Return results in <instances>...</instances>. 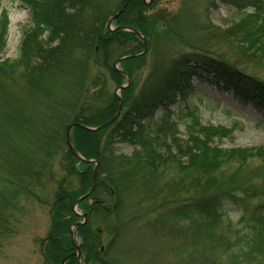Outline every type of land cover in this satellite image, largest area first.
I'll return each mask as SVG.
<instances>
[{
    "label": "rangeland",
    "instance_id": "rangeland-1",
    "mask_svg": "<svg viewBox=\"0 0 264 264\" xmlns=\"http://www.w3.org/2000/svg\"><path fill=\"white\" fill-rule=\"evenodd\" d=\"M124 1L0 0V30H4L3 35L0 33V175H4L2 173L7 170L3 158L6 162L13 158L14 164L17 165L16 161H21V159L17 158L13 151L24 150L29 144L30 147L35 148L41 143L50 142L46 140L47 136L52 138L51 140H55V136L62 140V146L56 147L58 153L53 160L54 171L58 172V169H61L64 158L70 155L64 141L67 127L61 129V122L62 119L67 122L70 117L59 114V111L62 113L59 106H63V98L71 96L69 90L76 79L85 81L86 86L91 82L96 84L95 89L93 85L88 88L89 90L87 89L86 98L91 104L95 100L93 97L95 92L104 97L112 95L111 97L116 98L117 101L120 100L123 92L118 88L127 83L126 78L120 73L128 75V81L130 80L128 86L134 94L144 95L149 89L151 91L156 89L158 84L165 86L168 83L165 74L173 67L172 63L182 54L184 48L192 46L197 50H209L218 57L222 56L245 74L264 81V55L256 51L249 54L244 46L229 42L225 32L231 26L235 14L233 9L220 0H127L128 5L131 3V10L139 3L146 8V10L143 9L142 16L148 18L156 14L155 17L163 16V19H170L166 22L167 29L179 36L177 38L169 36L173 35L172 33L167 36L163 33L164 29L162 31L156 29L153 32L158 25V23L156 25L153 23L149 27L150 32L147 31L149 34H143L147 38L148 47L145 54L138 57L140 61L138 58L135 61L134 58L128 61L130 64L122 65L119 60L124 58L125 53H122L121 35L111 36L109 33L113 34V30L119 24H122L121 28L124 29L135 27L134 24L126 26L122 22L127 18L130 7L127 9V6L123 13L117 14ZM114 16L117 22L111 25V17ZM94 17L96 19H93ZM92 20L100 23L102 29L105 30L104 33L101 32L98 35L96 53H93L89 42L90 35H88L93 27L86 28ZM33 21L46 24V28L44 26L42 29L43 36L41 29L36 28ZM80 28L82 29L79 30ZM67 31L75 32L77 40H82L80 45L67 43L70 37L61 35V32ZM80 31L83 33L79 34ZM104 34H109L111 37L109 35L104 37ZM129 34L132 35V33ZM133 38L136 40L135 36ZM132 49V54H139L144 52L145 47L138 40ZM54 62L58 63L56 68ZM192 86L193 92L190 98L193 100L190 99V101L197 103L198 110L195 116L194 112L183 114L177 107L172 109L177 122V127L173 131L176 136L167 137L163 139L166 141H161L155 129L159 130L163 125L160 120L163 113L157 110L152 116L155 117L151 119L153 122L150 128L156 136L151 146L154 156L155 154L175 155L176 149H180L182 145L184 148L187 146L192 148L191 143L197 147L206 136L207 140H213L214 145L219 148H258L264 152V115L261 112L238 102L229 91L208 84L205 78L202 81L194 79ZM89 109L87 107V110ZM96 111H101V108H96ZM121 112L117 109L113 115L119 113L122 119L126 113ZM190 114L200 119L201 123ZM186 115L187 120L184 117ZM89 116L90 118L86 119L85 115L80 113L77 118L79 121L73 123L77 122L87 128L98 127L95 123L96 116L94 114ZM145 124V120L140 122L141 126ZM233 125L235 126L234 131L231 129ZM114 127L115 125L111 129L101 130L94 139L103 146L112 141L111 155L114 158L136 156L139 148H134L124 141L118 142V138L114 136L110 140L109 135L112 133L110 131ZM81 129L75 127L70 131L71 142L78 140L79 137L76 135L80 131L84 132ZM223 135L226 138L219 139ZM86 137L92 138L88 135ZM160 142L164 144L160 145ZM42 147L40 145L41 149ZM29 153L30 158H33V154L30 151ZM23 156L25 161L28 159V165H31V159L24 154ZM136 158H139V154ZM178 160L185 164L188 163L186 159ZM88 166L79 162L76 170H80L78 167L82 168L81 174L90 180L91 185L95 165ZM219 172L222 174L216 175L213 179L215 182L217 180L218 184L236 182L237 185L238 183L242 185L241 179L243 177L246 179L245 175H262L264 163L260 160H256L255 163L247 160L243 166L234 163L223 167ZM153 173L154 178L149 174L144 179L139 177L123 179L124 189L128 191L126 197L124 196L127 200H124L125 206L120 207V212L115 215H124L126 210L130 215L123 218L124 222L120 227L117 226L115 234H103L97 243L94 242L95 238L98 240L95 234L100 236L101 227H93V234L88 232L85 238L79 237L77 230L72 228L75 222H84L82 227L88 222V215L74 208L72 212L75 218H69L67 229V239L71 244L70 252L76 254L74 244L78 245L83 254L81 264H89L91 255L88 257L84 253V246L89 242H94L92 250L94 254L92 257L96 258L94 264H235L227 256L223 258L219 250L212 249L209 253L197 252L195 242L197 238L203 237L206 231L214 232L215 235L221 234L218 237L223 238V236L235 234L240 228L233 224L218 225L219 223L206 217L198 221L194 220V226L187 224L183 219L185 217L188 220L186 216L180 217L181 220L183 219L182 223H174L175 217L179 214L183 215L181 202L186 198L187 200L194 198L196 206L194 210H204L199 201L209 195L212 196L213 192L208 186L210 181L204 180L192 188L189 196L180 195L179 198L171 195L172 185L167 187L169 185L164 183L171 180L172 168ZM84 176L81 180L85 179ZM74 179L77 178L74 177ZM155 180L163 181V192L166 196L161 194L156 197L160 198L161 202L151 200L156 194L152 183ZM41 182L44 184L50 181L48 177L46 180L43 177ZM177 182L178 180L174 181V183ZM253 183L255 187L260 186V183H255L254 180ZM50 184L51 182L45 189L48 192L54 189V186ZM240 188L236 186V190ZM45 190H37L35 194L43 191L46 193ZM257 190L258 197L245 201L249 206L264 203L263 191L260 187ZM202 192L207 195H203ZM45 196L41 195V199L38 198V201H35L25 191L17 196L16 201L11 203L12 205L9 203V209L4 212L8 216L4 221L7 224L0 227V264H80L76 262V255L71 259L74 263L70 259L65 263L64 259L67 255L51 249L58 241L54 234L57 227L54 226L56 223H53L50 216L51 209L45 206L49 205L53 198L47 199L44 198ZM15 197L16 195L13 196ZM236 197L244 198L242 195ZM94 200H90L88 204L95 202L100 209L110 211V205L106 204L105 199V204L100 200ZM64 203V200L59 201L57 207L61 209ZM161 204H165L166 207L162 208ZM229 207L232 210L235 209L231 205ZM139 208L147 209L145 215L138 218L132 217V213ZM233 213L230 211L227 215L235 220L237 216ZM84 214L86 215L85 220L82 218ZM99 222L107 224L109 222L107 214L100 215ZM116 223L117 221L112 222L113 225H117ZM71 231L76 235L74 238L70 236ZM60 256L61 259L58 261L57 257Z\"/></svg>",
    "mask_w": 264,
    "mask_h": 264
},
{
    "label": "trees",
    "instance_id": "trees-1",
    "mask_svg": "<svg viewBox=\"0 0 264 264\" xmlns=\"http://www.w3.org/2000/svg\"><path fill=\"white\" fill-rule=\"evenodd\" d=\"M220 1L233 9L235 14V18L232 20L233 22L231 23V26L225 32L229 38V42L232 44L234 42L237 44L239 43L242 47H245L246 52L249 54L256 51L261 52V54L264 55V0ZM129 7L130 9L128 11L127 18L125 19L124 17L123 19L125 20H122L126 26L134 24L135 28L142 34H149V27L153 23V25L158 23L153 32H155L156 29L157 31H162L164 29L163 33L167 36L170 33L173 35L169 36L176 38L179 36L177 33L167 29L166 22L170 19H163V16L155 17L156 14L149 16L148 18L142 16V12H144L143 9L146 10V8L142 6L141 3L134 6L132 10L131 3L128 5L127 9ZM93 19L96 18L94 17ZM33 22L34 25H36V28L41 29V34L43 36L44 31L42 29H44V26L46 28V24L44 22ZM90 23L86 28L93 27L88 32V35H90L89 42L91 43L93 53H96L95 46L98 41V35L101 34V32L104 33L105 30L102 29L100 23L94 22L93 20ZM81 29L82 28L79 30ZM82 31H80L79 34H82ZM3 32L4 30H0L1 35L4 34ZM109 34L111 36L121 35L120 42L122 43V53H125L124 56L132 54L131 51L133 50L132 48H134L135 42L138 43L137 40H134L132 35L120 31ZM109 34H104V37ZM61 35L70 37L67 43H72L73 45H80V42L82 41L81 39L79 41L77 40L78 37L75 36V32H61ZM110 35L109 37H111ZM112 45L113 44H111V46ZM110 49L114 51L112 48ZM200 50L204 51L201 52L203 54H210L209 50ZM137 58L138 57H135V61ZM132 59L134 58L122 62V65L130 64L128 61H132ZM138 59L140 61V58ZM218 59L222 62H227L222 56H219ZM54 61H56V59ZM57 64L58 63L54 62L55 68ZM172 65L173 67L171 70L165 74V78L168 82L165 86L158 84L156 89L153 91L149 89L144 95L134 94L129 88L122 91V112L124 111L126 115L122 119L119 117V120H116V122H114L112 125L104 128L105 130H108L115 125V127L110 131L112 133H109L110 140L114 136L115 138H118V142L124 141L134 148H139V152L136 154V156L133 158H114L111 155L113 150L112 141H109L108 145L103 146L96 139H94L96 135L101 132V130L88 132L81 129L84 132L80 131V133L76 135V137H79L78 140L76 142H72L75 150L85 159L96 160L99 163L97 188L88 198H85L78 204V208L88 215V222L86 226L79 227L77 229L79 237L85 238V236H88V232L93 234V227H101L100 236L95 234L98 236V240L95 238L94 242L97 243L103 234L113 235L117 232V226L120 227V225L124 222L123 218L130 215L127 210L125 213L126 215H115L117 212H120V207L125 206L124 200H127L125 197L128 191L127 189H124L123 185V179L127 177H139L144 179L150 174V176L154 178L153 172L172 168L173 173L170 176L171 180L164 183L165 185H169L167 187L172 185L170 189L171 195L177 196L179 198L180 195L186 197L189 196L191 194L190 191L193 190L192 188L195 185L202 183L204 180H209L210 183L208 186L210 187L213 194L212 196L209 195L210 197H204L203 200L201 199L199 201V203L205 209V212H201L203 213L202 215L207 214L209 217L207 218L212 221H215V217H212L214 214L213 210L209 211L210 206H213L219 199L225 197L226 194L233 192L236 189V186H240L244 192L250 193L255 192V189L259 187L260 190L264 189V172L260 176L251 174L245 175L246 179H244V177L241 179L242 185L240 183L237 185L236 182H220L218 184L217 180L216 182L213 181V179L216 178V175L220 176L222 174L219 171H221L223 167L231 166L234 163H239L240 165L242 164V166L247 162V160L253 161L254 163L256 160H260L262 163H264V152L258 148L223 149L219 148L217 145H214L213 140H207L206 136L204 140H201L202 142H200L197 147H195L194 143H191L192 148H189L190 146L184 148L182 145L180 149H176L177 153L175 155L155 154L154 156L151 146L153 145V141H155L156 136L150 128L152 121L143 126L140 125V122L145 118L148 119L151 117L160 107L167 108V106L173 102L176 94L179 92V81L182 72L185 70V66H182L181 62H175L172 63ZM84 82L85 81L82 79H76L69 90L71 96H67L66 98L62 99L63 106H59V109L62 110V113L59 111V114L62 116L67 115L70 117V119L67 122L65 119H62L61 129L62 127H67L68 124H71L74 121H79L77 118L80 113H83L86 119L90 118L89 115L94 114V116H96L95 123L100 126L104 124L106 119L109 121L111 118H113V113H116L118 109V101L116 98L114 99L111 97L112 95L104 97L95 91L93 96L95 100L92 101L93 104L88 102V98H86L87 89L89 87L91 88L92 85L95 89L96 84L91 82L86 86V83ZM256 83L259 84V82ZM256 83L254 82L250 84L256 85ZM95 95L97 96L95 97ZM87 107L90 109L87 110ZM96 108H101V111H96ZM161 120L163 125L159 128V130L157 128L155 130L157 131L158 137H160L162 139L161 141L164 142L166 140L163 139L176 136V133H173V131H175L176 125L165 118H162ZM86 135L91 136L92 138H88ZM221 138H226V136L223 135L219 139ZM51 139L52 138L47 136L46 140H50V142L41 143L40 145L43 146L42 149L40 148V145L33 148L30 147L29 144L24 150H17V152L13 151L15 156L17 155V158L21 159V161H16L17 165L14 164L15 161L13 158L9 162H6L3 158L4 166H6L5 169L7 170L4 172L2 169L4 172L2 174L4 175H0V227L6 226L7 224V222L4 223V221L7 220L8 216H6L4 212L9 209V203L11 204L12 202L16 201L17 196L25 193V191L35 201H38V198L41 199V195H46L44 198L47 199L53 198V201L49 205H45L51 209L50 216L53 220V223H56L54 226L57 227L54 234L56 235V239L58 241L51 249L55 252L66 254L67 257L64 259L66 263L69 261V259L71 260L74 258L73 253L70 252L71 244L67 239V229L69 227L68 220L71 217L75 218L72 212L73 206L80 197L88 192L91 185L90 180L87 179L84 174H81L80 170L82 168L78 167L80 170H76V165L79 164V161L71 155L66 154L67 157H65L64 162L61 163V169L59 168L58 172L54 171L53 160L56 157V153H58L56 147L58 145L59 147L62 146V140H60L58 136H55V140ZM163 144L160 142V145ZM28 150L31 152V154H33V158H30L31 155ZM23 154L31 159V165H28V159L26 161L24 160ZM138 154L139 158H136ZM37 157H41L39 158L40 160ZM178 159H186L188 163L185 164L183 161H179ZM84 165L89 167L87 164ZM21 173L23 174L20 175ZM52 174H54V176H52ZM80 176L81 178H79ZM82 176H84V180H81ZM43 177H45V180L47 177L49 178L52 186H54L53 191L48 192V190H45L47 189L50 182L42 184L41 179ZM74 177L77 179H74ZM176 180H178V182L174 183ZM253 180L255 183H260V186L255 187ZM152 183L156 194L151 200L160 201L161 199L156 197H159L161 194L166 196V194L163 192V181L155 180L152 181ZM40 189H44L46 193L43 191L40 192V194H35L37 193V190ZM14 195H16L15 198H13ZM203 195L207 194L203 193ZM94 199L100 200L102 203H104L105 199L107 202L106 204L110 205V211L106 212L105 210L100 209L95 205V202L89 205L88 202ZM62 200H64L65 203L60 209L57 207V203ZM181 204L183 209H181V213H183V215L179 214L177 217H175L174 223L181 222L182 220L180 217L189 215L191 216L193 214H197V212H200L198 210H194L196 207L194 204V198L188 200L186 198V200L182 201ZM161 207L165 208L166 205L161 204ZM186 208H189L190 210L187 211ZM139 209L142 211H138ZM139 209L132 213V217L138 218L145 215L147 209ZM176 213L178 214V211H176ZM102 214H107V217L109 218V222L107 224H100L99 218ZM110 215L111 217H109ZM194 219L195 217L190 218V221L187 224L194 226ZM115 221H117V225L112 224V222L115 223ZM257 221L258 219L256 217H249L246 222L248 226H245L240 230H236L235 234L223 236V238L218 237L221 234L215 235L214 232L211 233V231H206L205 234L202 235L203 237L196 239L195 249L197 252L204 251L207 253H209L212 249L217 251L219 250L223 258L224 256H227L229 259H232L235 264H264V224ZM94 242H89L84 246V253H86L88 257L91 255L89 264H94L96 260L95 257H92V255H94L92 253ZM57 259L60 261L61 256L57 257ZM72 263L74 262L72 261Z\"/></svg>",
    "mask_w": 264,
    "mask_h": 264
},
{
    "label": "water",
    "instance_id": "water-1",
    "mask_svg": "<svg viewBox=\"0 0 264 264\" xmlns=\"http://www.w3.org/2000/svg\"><path fill=\"white\" fill-rule=\"evenodd\" d=\"M137 35H139L138 33H136ZM143 41V40H142ZM144 42V41H143ZM102 127H104V126H102ZM83 128H85V127H83ZM70 129H71V127L70 128H68V130H67V136H66V142H67V144H68V149H69V151H70V153L73 155V156H75V157H77V158H79V156L76 154V152L74 151V149L72 148V146L70 145V142H69V131H70ZM86 130H90V131H92V129H88V128H85ZM80 159V158H79ZM94 183H95V181H94Z\"/></svg>",
    "mask_w": 264,
    "mask_h": 264
}]
</instances>
